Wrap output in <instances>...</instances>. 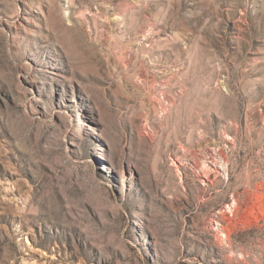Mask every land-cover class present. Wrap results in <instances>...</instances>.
<instances>
[{"label":"rangeland","instance_id":"1","mask_svg":"<svg viewBox=\"0 0 264 264\" xmlns=\"http://www.w3.org/2000/svg\"><path fill=\"white\" fill-rule=\"evenodd\" d=\"M0 264H264V0H0Z\"/></svg>","mask_w":264,"mask_h":264}]
</instances>
